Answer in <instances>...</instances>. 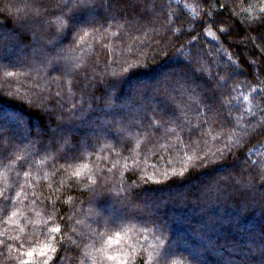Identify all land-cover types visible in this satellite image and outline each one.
<instances>
[{
	"label": "trees",
	"instance_id": "obj_1",
	"mask_svg": "<svg viewBox=\"0 0 264 264\" xmlns=\"http://www.w3.org/2000/svg\"><path fill=\"white\" fill-rule=\"evenodd\" d=\"M29 259L264 264V0H0V264Z\"/></svg>",
	"mask_w": 264,
	"mask_h": 264
},
{
	"label": "rangeland",
	"instance_id": "obj_2",
	"mask_svg": "<svg viewBox=\"0 0 264 264\" xmlns=\"http://www.w3.org/2000/svg\"><path fill=\"white\" fill-rule=\"evenodd\" d=\"M190 1H192V0H190ZM190 3H192V2H188L189 6H190ZM193 3H194V1H193ZM191 6H193V5H191ZM215 64L216 65H221L222 62L221 61H218V62L216 61ZM237 70L240 71L241 70L240 67ZM142 82H145V81H142ZM135 86H137V85L136 84H131V87H135ZM223 173H226L225 172V168H223L222 170H220V173H218V174L220 175V174H223ZM191 183L195 184V181H192ZM188 188H189V186L186 187L185 190H188ZM106 214L107 215H105V211L102 212V213H99L98 216L93 217V221L91 222V224L92 225L95 224V226H97L99 224H103V222H101V217H103V216H105L106 221L118 222V221H115V220H121V219H119L120 217H118V216H121L122 215V212L119 211V210H115V208H113V209L111 207L108 208ZM118 224H120V223H118ZM204 262L208 263L209 261H204Z\"/></svg>",
	"mask_w": 264,
	"mask_h": 264
},
{
	"label": "snow or ice",
	"instance_id": "obj_3",
	"mask_svg": "<svg viewBox=\"0 0 264 264\" xmlns=\"http://www.w3.org/2000/svg\"><path fill=\"white\" fill-rule=\"evenodd\" d=\"M26 255H27V257L31 258V257L34 256V252L33 251H28L26 253ZM40 255H41V257H44L45 253L41 252ZM112 259H116V257H112ZM21 264H34V262L31 259H29V260H23L21 262Z\"/></svg>",
	"mask_w": 264,
	"mask_h": 264
}]
</instances>
